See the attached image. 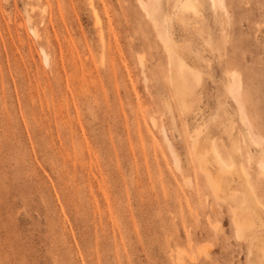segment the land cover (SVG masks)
<instances>
[{
  "label": "rangeland",
  "instance_id": "374dc122",
  "mask_svg": "<svg viewBox=\"0 0 264 264\" xmlns=\"http://www.w3.org/2000/svg\"><path fill=\"white\" fill-rule=\"evenodd\" d=\"M223 5L0 0V264H264V0ZM194 131L217 181L211 146L232 159L221 190Z\"/></svg>",
  "mask_w": 264,
  "mask_h": 264
},
{
  "label": "bare ground",
  "instance_id": "6f19581e",
  "mask_svg": "<svg viewBox=\"0 0 264 264\" xmlns=\"http://www.w3.org/2000/svg\"><path fill=\"white\" fill-rule=\"evenodd\" d=\"M153 1L155 2L157 0H153ZM215 1L219 6L224 8L223 0H212L213 3H215ZM186 6L191 8V9H194L192 4H189V2H186ZM156 8H157L156 4H154V3L150 4V9L152 12H155ZM168 23H169L168 19L165 16H162L161 17V25L164 27V30L160 35L162 36V38L166 42L167 52L170 53L172 51V48L170 47V45L172 43H171V38H170L169 33H168V28H167ZM190 69L191 68H189L185 62H183L182 60L179 59L177 64H176V69L173 71L172 70L170 71L171 82L173 83L176 79H178V76H179V78H181V80H183V74L185 72H189V71L193 70V69H191V70ZM190 73H193V71ZM227 74H228V77L230 78V82L226 86V89H227V92L232 95V97H233V99L237 105L238 113H239V120L245 128L246 139H243V138L242 139L244 142L246 141V142H249V143L254 144V145H260L261 139L259 138V136L254 134V132L252 131L251 123L248 119L246 110L244 108V104H243V101L241 98V93H240L241 91H240V83H239L238 75L234 71H227ZM191 75L193 76V78L197 82L198 77H199L197 72H196V74L193 73ZM183 87H184L185 91L188 90L185 86H183ZM230 127H232V125L227 127V128H230ZM200 128L201 127H198L199 130H200ZM225 130H227V129L225 128ZM196 131H197V129H196ZM194 133H195V131H194ZM198 143H199V133L196 132L194 135L191 136V148L194 150V153H195L196 157L198 158V161H199L200 166L202 168L204 177H205L207 183L209 184L210 188L213 191L221 190V188H220L221 179L224 177V175H226V173H228V172L231 173V167H233L232 159H230L229 161L225 160L223 158L222 154H220L214 146H211L212 156L214 157L215 163L217 165V168H218V171L220 174L219 175L220 180L217 181L207 167V154H206V152L197 150ZM246 145H247V143H246ZM231 149H233V151H237L238 150L237 143H233ZM230 157H231V155H230ZM252 157H253L252 154L248 150V160H251ZM260 157H263V156L261 155ZM258 167H259V169L264 171L263 159L258 160ZM245 190H246V195L249 198V205L256 211L258 206H259L258 200L254 197V194L250 190L248 185L245 186ZM262 208H264V204H263ZM256 217H257V214H256ZM232 222L234 224L235 231H236V234L238 236L244 234L246 231H249L250 229H253L254 225H255V222H254V219L252 218V216L245 215V214L244 215L233 214L232 215ZM259 240H261V239H259ZM256 242H257V240H256ZM260 243H262V242H260ZM260 253L264 257V245L260 248Z\"/></svg>",
  "mask_w": 264,
  "mask_h": 264
}]
</instances>
